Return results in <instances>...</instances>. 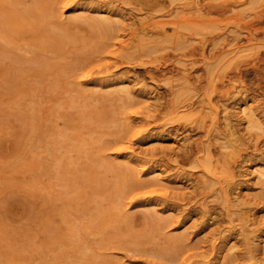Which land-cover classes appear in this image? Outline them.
I'll list each match as a JSON object with an SVG mask.
<instances>
[{"label": "rangeland", "instance_id": "1", "mask_svg": "<svg viewBox=\"0 0 264 264\" xmlns=\"http://www.w3.org/2000/svg\"><path fill=\"white\" fill-rule=\"evenodd\" d=\"M0 264H264V0H0Z\"/></svg>", "mask_w": 264, "mask_h": 264}, {"label": "bare ground", "instance_id": "2", "mask_svg": "<svg viewBox=\"0 0 264 264\" xmlns=\"http://www.w3.org/2000/svg\"><path fill=\"white\" fill-rule=\"evenodd\" d=\"M247 108V107H246ZM243 109V108H242ZM246 122V121H245ZM248 129V128H247Z\"/></svg>", "mask_w": 264, "mask_h": 264}]
</instances>
